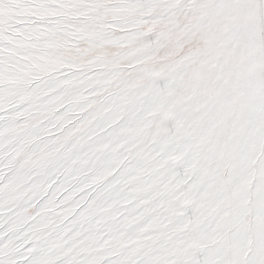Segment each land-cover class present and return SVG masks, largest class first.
Masks as SVG:
<instances>
[{
  "label": "snow or ice",
  "instance_id": "6c2138e0",
  "mask_svg": "<svg viewBox=\"0 0 264 264\" xmlns=\"http://www.w3.org/2000/svg\"><path fill=\"white\" fill-rule=\"evenodd\" d=\"M0 264H264V0H0Z\"/></svg>",
  "mask_w": 264,
  "mask_h": 264
}]
</instances>
